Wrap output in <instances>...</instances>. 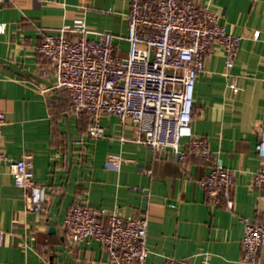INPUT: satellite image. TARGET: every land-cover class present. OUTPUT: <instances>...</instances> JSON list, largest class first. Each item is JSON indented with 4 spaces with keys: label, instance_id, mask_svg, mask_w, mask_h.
<instances>
[{
    "label": "crops",
    "instance_id": "1",
    "mask_svg": "<svg viewBox=\"0 0 264 264\" xmlns=\"http://www.w3.org/2000/svg\"><path fill=\"white\" fill-rule=\"evenodd\" d=\"M130 1L0 2V23L7 25L0 33V111L6 118L0 150L8 159L0 163V264H111L98 240L72 244L65 235L64 219L79 195L95 211L147 215L151 264H165L171 257L190 264H264V247L255 262L242 260V219L264 225V191L253 183L260 166L257 127L264 125V0H198L220 13L228 30L242 37L230 70L222 47L210 46L206 69L196 82L192 118L193 131L208 140L213 158L222 156L235 177L233 210L225 203L210 206L194 181L210 172L209 163L188 158L180 164L169 150L155 154L135 141L131 122L105 116L100 121L104 136L78 145L85 134L68 92L46 90V84L6 66L17 64L41 76L49 63L36 52L39 29L58 33L83 21L92 31L125 36ZM118 43L125 56L127 42ZM47 80L55 83L53 77ZM65 120L73 143L71 161ZM27 154L34 161L35 181L48 191L40 212L27 207L24 191L9 170L10 161ZM51 227L56 230L51 232Z\"/></svg>",
    "mask_w": 264,
    "mask_h": 264
},
{
    "label": "built area",
    "instance_id": "2",
    "mask_svg": "<svg viewBox=\"0 0 264 264\" xmlns=\"http://www.w3.org/2000/svg\"><path fill=\"white\" fill-rule=\"evenodd\" d=\"M126 21L125 36L92 31L83 21L62 27L58 33L39 29L41 41L36 52L49 63L41 76L55 79L46 90H66L72 113L90 120L86 134L76 143L83 146L88 138H102L105 132L100 121L105 116H116L123 124L131 122L136 127L135 141L149 146L155 154L169 150L180 164L188 158L209 163L210 172L194 181L210 206L225 203L233 210L235 177L222 156L213 158L208 140L193 131L192 118L196 82L206 69L210 46L222 47L226 69L230 70L242 37L228 30L220 13L201 6L198 0H131ZM6 27L0 23V33ZM91 33L97 37L90 39ZM259 35L257 31L254 38ZM120 39L127 42L125 56L120 55ZM231 88L238 91L234 83ZM48 106L52 108L53 103ZM5 124V113L0 111V139ZM257 132L260 166L253 183L264 191V125H259ZM6 160L0 150V163ZM9 170L14 184L24 191L27 207L40 212L48 202V191L35 181L32 156L10 161ZM242 221V260L253 263L264 247V225L246 217ZM63 227L72 244L98 240L111 264H151L147 215L123 217L104 208L95 211L79 195ZM165 264L190 263L171 257Z\"/></svg>",
    "mask_w": 264,
    "mask_h": 264
},
{
    "label": "water",
    "instance_id": "3",
    "mask_svg": "<svg viewBox=\"0 0 264 264\" xmlns=\"http://www.w3.org/2000/svg\"><path fill=\"white\" fill-rule=\"evenodd\" d=\"M7 67H10L13 71H15L16 73L20 74V75H26V76H30V77H34L37 81H39L40 83L46 84L48 88H52V82H50L49 80L39 76V75H35L34 73L21 68L19 65L17 64H6ZM66 126H67V132H68V140H69V154H68V158L69 161L72 160L73 157V146H72V137H71V133L69 131V127H68V121L65 120ZM54 230H56V228L51 227L50 231L53 232ZM69 257H72L71 255H69Z\"/></svg>",
    "mask_w": 264,
    "mask_h": 264
},
{
    "label": "trees",
    "instance_id": "4",
    "mask_svg": "<svg viewBox=\"0 0 264 264\" xmlns=\"http://www.w3.org/2000/svg\"><path fill=\"white\" fill-rule=\"evenodd\" d=\"M85 118H87V116H84V117H80V118H78L79 120V123H80V129H81V133H82V135H84V134H86V132H87V127H84L88 122V120L87 119H85ZM87 120V121H86Z\"/></svg>",
    "mask_w": 264,
    "mask_h": 264
}]
</instances>
